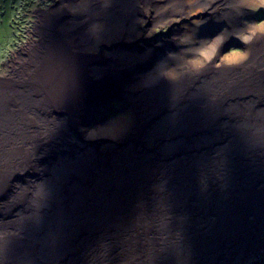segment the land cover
I'll return each instance as SVG.
<instances>
[{
	"label": "bare ground",
	"instance_id": "obj_1",
	"mask_svg": "<svg viewBox=\"0 0 264 264\" xmlns=\"http://www.w3.org/2000/svg\"><path fill=\"white\" fill-rule=\"evenodd\" d=\"M170 1L83 0L72 24L68 8L42 13L39 42L0 82V264H243L264 248V24L248 15L264 0L187 6L239 19L232 35L249 52L231 67L217 64L226 32L198 61L143 45L146 63L88 52L138 3L165 13L187 4ZM122 93L134 117L114 148L40 154L57 140L43 129L50 114L83 127L91 104Z\"/></svg>",
	"mask_w": 264,
	"mask_h": 264
},
{
	"label": "rangeland",
	"instance_id": "obj_2",
	"mask_svg": "<svg viewBox=\"0 0 264 264\" xmlns=\"http://www.w3.org/2000/svg\"><path fill=\"white\" fill-rule=\"evenodd\" d=\"M81 1L83 0H0V82L10 77L12 68L22 63L27 57V50L39 42L37 29L41 25L42 13L52 15L63 8H68L63 10L65 13L63 22L72 24L81 20L76 18V13L73 14ZM185 1L187 4L184 9L177 13L173 11L165 13L166 11L159 8L147 10L143 4L138 3L134 10L126 15L124 20L126 26L120 33L91 39L87 45L88 52L94 53V57L104 53L107 60L112 59V62L116 61L113 60L112 54L131 53L139 55L135 61L146 60V63L149 58H146L141 50L139 54L135 52L143 45L145 46L143 51L149 52L150 55H158L160 58L194 54L190 59L198 61L209 56L211 51L209 44L215 38V34L226 32L229 37L221 43L223 49L217 54L219 58L217 64L231 67L234 65L231 63L239 61L241 56L247 60L248 43L244 44L240 38L236 35L234 38L232 35L238 28L239 19L233 21L231 13L229 16L225 12L204 13L198 3L194 5L195 8L188 9L187 6L193 1ZM174 3L175 0L170 1L167 7H173ZM248 9L249 18L255 25H263L264 8L254 6ZM230 23L228 28L224 26ZM120 34L122 36L117 39ZM73 37H78V34H73ZM180 40H186V44L179 45ZM170 50H173V53ZM156 61L157 59L153 65ZM127 96L122 93L100 97L94 102L95 105L91 104L87 108L89 116L83 118V127L78 121L75 124L68 113L50 114L51 126L43 129L46 131L52 128L57 140L50 149L49 146H43L40 154L54 150L61 158L67 154L63 151H69L75 158L94 150L106 151L114 148L120 143L117 140L125 135L133 122L134 109ZM82 128L84 129L81 130ZM100 128L115 129V138L108 137L106 132L100 134L98 131L102 130ZM94 132L97 135L91 138L90 135ZM243 264H264V248L255 253L251 252Z\"/></svg>",
	"mask_w": 264,
	"mask_h": 264
}]
</instances>
